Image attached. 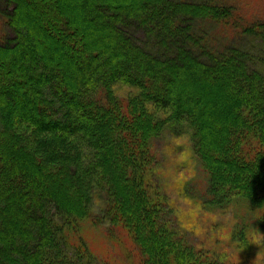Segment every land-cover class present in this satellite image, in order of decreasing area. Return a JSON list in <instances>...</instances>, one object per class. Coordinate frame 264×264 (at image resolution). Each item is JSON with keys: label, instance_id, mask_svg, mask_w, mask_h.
Masks as SVG:
<instances>
[{"label": "trees", "instance_id": "16d2710c", "mask_svg": "<svg viewBox=\"0 0 264 264\" xmlns=\"http://www.w3.org/2000/svg\"><path fill=\"white\" fill-rule=\"evenodd\" d=\"M89 1L115 25L127 18L141 36L127 34L124 50L111 54L122 30L113 27L115 39L99 43L85 32L93 22L74 19L77 0H18L14 13L0 10V264L91 262L78 227L91 218L98 186L139 264H226L169 225L147 178L154 139L184 122L211 203L264 209V17L242 13L237 0ZM28 5L38 12L19 15ZM245 36L256 39L248 50ZM167 38L175 43L170 56L161 49ZM178 43L192 52H177ZM192 56L222 71L176 63Z\"/></svg>", "mask_w": 264, "mask_h": 264}, {"label": "rangeland", "instance_id": "374dc122", "mask_svg": "<svg viewBox=\"0 0 264 264\" xmlns=\"http://www.w3.org/2000/svg\"><path fill=\"white\" fill-rule=\"evenodd\" d=\"M77 1L80 11L75 14L72 12L78 15L74 19H79L80 21H77L79 24L87 20L93 22L94 29H85V32L90 34L94 32L99 43H111L110 41L115 39L113 35L110 36L113 27L118 26L122 30V36L117 37L109 47L111 54L124 50L127 34L131 33L135 40L141 36V32L134 29L132 23L127 22V18L122 17L123 26L115 25L110 22L107 10L96 8L94 4L91 6L89 0ZM237 1L240 2L239 9H243L242 13L251 17H264V0ZM17 3L18 0L11 2L3 0L0 2V10L14 13L13 7ZM25 8L27 12L20 10L19 15L24 13L28 18V15L33 16L38 12L32 5ZM155 8L156 6L148 7L140 16L146 17L148 12ZM7 32L12 34L11 29L7 28ZM167 39L169 45L161 49L170 56L175 43ZM255 42L254 37L245 36L241 39V46L248 50L249 44ZM175 47L177 52L193 49L189 43H178ZM122 54L124 61L127 54L125 52ZM193 58H178L176 63L180 66L185 65L187 69L201 68L205 72L211 70L214 73L222 71L221 66L205 63L202 56ZM81 64L82 61H78L75 66ZM67 73L70 78H74L69 71ZM81 73L79 71L75 79H78ZM217 89L219 92L217 95L213 94V99L219 104L223 88L218 86ZM118 90L120 94H126L127 91L123 88ZM14 106L15 112H18L19 107ZM192 136V128L181 122L168 124L161 135L153 141L155 159L151 166L153 171L149 173L147 181L158 199H162L160 205L165 210L163 217L187 243L194 245L198 250H204L206 255L216 257L226 264H264V221L259 217L260 213H264V209L252 210L246 201L236 199L231 202L224 201L223 204L216 201L211 203L210 192L207 190V171L196 152ZM97 188L99 190L93 195L91 218L78 227V232L81 231L87 236L94 255L87 264H139L141 255L136 250L135 243L128 233L118 230L117 226L111 224L106 207L109 196L101 186ZM72 232L77 233L74 230ZM84 263L85 261L78 260L77 264Z\"/></svg>", "mask_w": 264, "mask_h": 264}]
</instances>
